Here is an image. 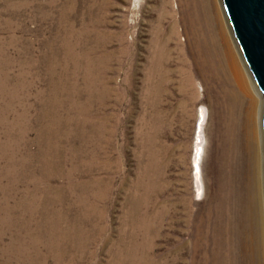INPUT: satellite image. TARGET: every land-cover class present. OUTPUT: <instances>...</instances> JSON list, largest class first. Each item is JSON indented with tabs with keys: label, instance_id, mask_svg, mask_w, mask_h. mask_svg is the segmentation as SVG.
Here are the masks:
<instances>
[{
	"label": "rangeland",
	"instance_id": "obj_1",
	"mask_svg": "<svg viewBox=\"0 0 264 264\" xmlns=\"http://www.w3.org/2000/svg\"><path fill=\"white\" fill-rule=\"evenodd\" d=\"M191 3L0 0V264H231L221 173L252 160L221 157Z\"/></svg>",
	"mask_w": 264,
	"mask_h": 264
},
{
	"label": "bare ground",
	"instance_id": "obj_2",
	"mask_svg": "<svg viewBox=\"0 0 264 264\" xmlns=\"http://www.w3.org/2000/svg\"><path fill=\"white\" fill-rule=\"evenodd\" d=\"M191 4L195 5V0H192ZM195 6L198 8L180 5V17L173 20L172 27L177 24L184 26L187 37L190 43L192 42V54L197 60V64L194 63L205 75L203 78L207 79V85L213 81L218 82L214 86L216 94L222 99L223 107L219 112L218 123L224 146L220 149L222 159L223 156L225 158L230 156L231 161L228 164L237 165L240 153L246 148L252 160L249 170L245 169V166L242 170L238 164L234 186L232 182L227 181L226 175L221 173L222 183L218 189L226 193L231 190L232 194L234 193L233 203L241 217V223L237 228L239 250L237 255L234 254V258L231 257V264H264V156L259 114L264 98L255 87L251 74L242 60L229 23L226 21L221 0H196ZM174 30L171 34H178ZM196 169H199L197 163Z\"/></svg>",
	"mask_w": 264,
	"mask_h": 264
},
{
	"label": "water",
	"instance_id": "obj_3",
	"mask_svg": "<svg viewBox=\"0 0 264 264\" xmlns=\"http://www.w3.org/2000/svg\"><path fill=\"white\" fill-rule=\"evenodd\" d=\"M221 2L242 60L264 98V0ZM260 114L264 156V99Z\"/></svg>",
	"mask_w": 264,
	"mask_h": 264
}]
</instances>
